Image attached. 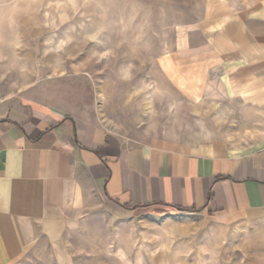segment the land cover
Wrapping results in <instances>:
<instances>
[{
	"label": "crops",
	"instance_id": "crops-1",
	"mask_svg": "<svg viewBox=\"0 0 264 264\" xmlns=\"http://www.w3.org/2000/svg\"><path fill=\"white\" fill-rule=\"evenodd\" d=\"M204 5L172 62L182 85L196 76L199 93L213 86L245 118L248 143L134 144L85 111L0 99V264H81L92 255L78 240L107 209L264 224V0Z\"/></svg>",
	"mask_w": 264,
	"mask_h": 264
},
{
	"label": "rangeland",
	"instance_id": "rangeland-1",
	"mask_svg": "<svg viewBox=\"0 0 264 264\" xmlns=\"http://www.w3.org/2000/svg\"><path fill=\"white\" fill-rule=\"evenodd\" d=\"M204 2L0 0V99L33 94L85 111L134 144L217 137L246 144L245 118L213 86L199 93L196 76L182 85L172 62L182 29L197 24ZM106 211L78 240L92 255L81 264H264V224Z\"/></svg>",
	"mask_w": 264,
	"mask_h": 264
}]
</instances>
